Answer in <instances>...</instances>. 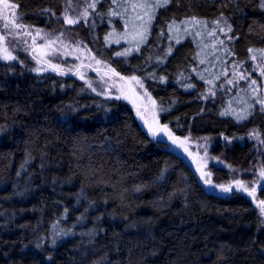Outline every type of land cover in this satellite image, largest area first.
Segmentation results:
<instances>
[{
    "label": "trees",
    "instance_id": "obj_1",
    "mask_svg": "<svg viewBox=\"0 0 264 264\" xmlns=\"http://www.w3.org/2000/svg\"><path fill=\"white\" fill-rule=\"evenodd\" d=\"M9 1L18 4L20 22L44 30L54 28L66 3ZM109 6L110 0H103L97 10L106 12ZM44 9L56 16L44 14ZM221 13L232 25L229 36L234 39L220 32L215 39L224 40L235 55L223 53L221 45L213 50L214 38L205 36V66L197 57L200 37L188 36L180 44L169 40L166 24L172 18L196 16L208 20L211 28ZM77 28L97 59L122 75L144 78L157 104L168 109L160 112V122L168 123L176 135L223 133L232 138L258 127L264 132L258 105L243 124L219 115L237 88L218 90L215 102L198 98L208 85L197 75L220 73L216 57L226 66L253 63L248 49L264 48L259 0H173L159 10L147 43L128 56L115 55L122 52L123 42L105 41L113 29L125 31L119 17L111 24L107 18L97 19L94 30L83 23ZM169 43L173 52L166 63L154 59L145 64L149 55L162 56ZM141 68L166 76L167 83L147 78ZM76 70L38 74L17 63H0V128L5 129L0 133V264H264L263 218L252 199L239 189L210 191L181 149L148 134L131 102L102 100ZM179 73L190 79H181ZM224 81H216L218 89ZM186 83L196 88L185 90ZM212 153L243 170L252 166L253 148L246 142L218 143ZM215 172L227 180L224 169ZM259 196L264 198V190ZM54 225L75 234L61 238L55 247L49 239L37 249L34 242L50 238ZM94 228L97 234L89 243L81 233ZM49 255L51 260L46 259Z\"/></svg>",
    "mask_w": 264,
    "mask_h": 264
},
{
    "label": "snow or ice",
    "instance_id": "obj_2",
    "mask_svg": "<svg viewBox=\"0 0 264 264\" xmlns=\"http://www.w3.org/2000/svg\"><path fill=\"white\" fill-rule=\"evenodd\" d=\"M173 0H110V6L106 12L98 11V6L103 3V0H83V3L79 6L73 5L72 0H66L63 11L61 12V17H57L58 20L62 18V22L66 25H83L88 26L90 30H94L97 26V19L101 22H104L105 18L108 19V23H112L113 17H119L123 22V28L125 31L116 32L115 29L108 33L105 36V41H109V38L115 43H120L121 40H126L130 45L129 48H125L122 52H116V56H128L131 51L135 50L139 52L141 47L145 45L148 41V38L151 35L152 25L156 20L157 14L160 9L167 8ZM178 3V0H177ZM259 7L264 11V0H259ZM18 4L9 3V0H0V20L4 21L3 29L7 30V33L0 32V59L5 61H15L18 59L17 56L13 55L12 50L7 46L8 36L16 39L19 37H31L32 43L28 46L32 52V59L36 61L39 67L32 69L37 73L42 71H47L51 69L54 72L59 73L60 75H67L68 71L71 69L65 70L59 63H53L51 59H48L50 55H56L61 50H63L64 55H72L73 52L69 51V47L75 49L76 52L82 51V41H77L74 45H67L64 43L63 37L64 32H60L54 38L50 33H44L42 39L46 41L44 44L38 45L36 43V37H40L42 29H36L35 35L32 31L29 30V26L20 22L19 17L16 15V9ZM237 8L239 5L237 4ZM44 14H50L51 16H56V12L52 9H44ZM91 19V23H89ZM213 27L209 28V21L206 19L198 18L196 16L185 17L180 21H177L175 18H172L167 22V32L169 35V40H174L176 44H180L183 38L188 36L200 37V40L197 42V47L199 51L197 52V57H199V63L205 64L207 62V53L205 49L209 47L208 44H204V37H213L211 43V48L216 49L217 45H221L222 52L228 56H233L235 53L225 45V41L221 39H215L217 36V31L223 33L229 40L234 39L232 36H229V33L233 32L232 25L229 23L228 19L221 13V15L211 21ZM160 36L164 35V31L161 30L159 33ZM238 39V37H235ZM25 43L27 41L25 40ZM59 44L60 47L57 48L55 45ZM86 48V46H84ZM27 51V49H25ZM89 55L87 59L94 62L95 71L100 74L101 79L104 80L105 84L108 85V91L98 92L97 95H109L112 88H116L118 95L114 98L125 99L132 103L133 107L136 109V115L143 120L144 124L147 126V132L152 138H156L161 134L166 136L169 141L176 147L183 149L185 153L189 156H192L197 162V170L200 172L204 182L206 184H211V180L208 177L211 176L210 172H206L204 169L207 167V156L208 151L207 147H204V155L200 156L199 153H193L190 151V141L191 134L186 136H178L169 127L168 123H161L159 114L160 112L167 111V108H164L162 105L157 104V100L154 99L148 89L145 87L144 78L135 74L132 75H122L114 67L109 64H106L105 61L97 59L94 54H91V49H87ZM173 52V47L171 43L167 49L164 50L162 56L157 55L155 58L149 55L145 59L146 65H151L153 60L159 63H166V57L170 56ZM250 54V60L253 62L252 71H258L260 77H264V48H254L250 47L248 49ZM214 54V53H213ZM77 59L81 57L76 56ZM216 60L219 61L221 66L220 73L209 72L208 76H205L203 73L197 72L200 80H203L207 83L208 88L206 92H200L199 97L207 101L209 97H216L218 90L230 91L231 88H226V86H231L232 88H237V94L226 102V105H222V110L219 112V115L222 117H231L238 124H243L250 117H252L257 111V105L259 106V112L264 114V83H258V80L252 78V72L244 68L243 61H233L231 64V78H228L217 88L216 81H219L221 77H228V71L226 67V62L222 57H216ZM23 63V61H20ZM83 62L76 66V74L80 76V79H84V75L79 71V68L84 67ZM87 67H93L92 63H89ZM140 71L146 72L147 78L152 80H158L161 83H167L166 76H157L155 71L147 72L146 68L139 69ZM196 71V69H193ZM181 79L188 80L190 77H185L183 73L178 74ZM106 78V79H105ZM245 81L246 86L240 87L239 82ZM88 87L92 88L93 92H96V89L92 87V83L88 82ZM182 87L185 90L194 89L196 85L193 83L183 84ZM174 103V102H173ZM236 105L235 107L233 105ZM75 111V109H73ZM110 111V109H108ZM204 110L201 109V112ZM5 131L4 128H0V133ZM223 140L227 143H231L229 136L223 135L221 133ZM249 139H254L258 142V145H264V138L259 129H252L248 133ZM207 145L209 137H202ZM232 139L244 140L242 136H234ZM200 147V145H197ZM218 159V158H217ZM260 179H264V165L260 167L259 177L257 181H253V184H257ZM235 186L237 189L247 193L256 204L258 209L259 218H264V199L257 198V188L256 186L249 187L248 184L243 180H234L229 184H219L216 187L220 188L222 192H231ZM139 190V189H137ZM88 209H85L87 212ZM67 213V209H65ZM83 215L78 218L82 220ZM99 219V218H97ZM59 221L57 222V225ZM260 224L264 225V219H260ZM75 233L72 229H64L58 226H53L52 234L49 237H38L34 242L37 249H43L44 243L50 239L52 247H55L63 237H68L74 235ZM97 234V229L89 230L86 233H81L82 236L89 237V243H92ZM25 247H27L25 245ZM221 259L223 257H220ZM46 259L51 260L52 257L49 255Z\"/></svg>",
    "mask_w": 264,
    "mask_h": 264
},
{
    "label": "rangeland",
    "instance_id": "obj_3",
    "mask_svg": "<svg viewBox=\"0 0 264 264\" xmlns=\"http://www.w3.org/2000/svg\"><path fill=\"white\" fill-rule=\"evenodd\" d=\"M9 3H11V2L9 1ZM82 3H83V0H72L73 5L79 6ZM16 15H18V14L16 13ZM3 24H4V21L0 20V32H4L6 34L7 30L3 29ZM77 26L78 25H73V26L66 25L62 22V19H60L56 22L53 29H51V30L42 29L43 31L41 33V36L36 37V43L38 45L46 43V41L44 39H42V36L44 35V33H50L51 36L54 38L60 32H64L63 40H64V43L67 45H74L77 41H82L83 42L82 51H80V52H76L74 48L69 47L68 50L73 52L72 55H64L63 50H61L56 55H54V56L50 55L47 58L51 59L53 63H59L65 70L71 69V71H68V72H74L76 70V66L80 65L83 62V64L85 66L79 68V71L84 75V79L83 80L81 79V80L85 84L86 88L91 93H93L95 95H97V93L101 92V91L107 92L108 91V85L105 84L104 80L101 79L100 74H98L95 71L96 66H95L94 62L87 59V57L89 55V53L87 51V49H89V41L87 42L85 35L80 33ZM212 27H213V25H212ZM36 29H39V28H32V29L29 28V30L32 31L33 35H35ZM217 32H219V31H217ZM221 34H223V33H221ZM25 40L27 41V43H25ZM121 42H123V44H124L123 50L125 48L130 47V45L128 44V42L126 40H121ZM6 43H7V46L10 48V50H12L13 55L17 56L18 59L15 61H5V60L0 59V63H17L20 66H22V68H24L26 70L28 69L29 71H32V69L40 66V65H37L36 61L32 59V52H31V49L28 47L32 43L31 37H22L21 36L20 38L14 39L11 36H8ZM21 43H23V44H21ZM84 46H86V48ZM55 47L59 48L60 45L57 44V45H55ZM25 49H27V51ZM134 52H136V51L133 50V51H131L130 54H132ZM91 54H94V53L91 51ZM78 55L81 57L80 59L76 58V56H78ZM20 61H23V63H20ZM89 63H92L93 67H91V68L87 67V65ZM231 64L226 66L227 71H228V77H225V80L228 78H231ZM202 65H205V64H202ZM205 66H208V65H205ZM245 66L246 65L244 64V68H246L252 72V78L254 77L255 79H257L258 83H264V77H260L258 71H252L253 63H251L249 66H246V67ZM32 72H35V71H32ZM47 72H54V71L49 69L47 71H42L38 74H45ZM35 73H37V72H35ZM54 73H57V72H54ZM77 77L80 78L79 75H77ZM89 81L92 83V87L96 89V92H93L92 88L88 87ZM243 82H245V81H240L239 84H241ZM226 88H232V87L226 86ZM118 94L119 93H118L117 89L112 88L110 96L109 95H97V96L99 98H102V100L103 99L107 100L110 98H114ZM255 129H257V128H255ZM249 132H250V130L243 135H236L237 137H239V136L244 137L245 139L242 141L230 138L231 143L225 142L223 140L222 136H219V137L202 136V137H209L210 138L207 145H205V141L203 139H201L202 137L191 136L190 151H192L193 153H199L200 156H203L204 155V147L205 146L207 147V151H208V156L206 158L207 159V167L204 170L206 172L211 173V176L208 177V179L211 180V184H206L204 182V178L201 177V179L203 180V182L206 184V186L208 187V189L210 191L222 192L220 190V188L216 187V185L229 184V183L233 182L234 180L239 179V180L245 181L249 187L256 186L257 198L258 199H264V198H261L259 196L260 191L264 190V179H260L258 181V183L255 185L253 184V181H257V178L259 177L260 167L262 165H264V145H258L257 141H255L254 139H249L248 138ZM261 134H262V132H261ZM262 138H264L263 134H262ZM245 142H246V144H250L253 148V154H252L253 161L251 163L252 166L249 169L243 170L238 166H233L232 164H230L229 162L224 160L222 157L216 156L212 153L213 147L215 145H217L218 143H221V144L226 143L227 145L231 146L233 143H245ZM198 144L200 145V147L197 146ZM170 148L176 149V148H174V146H171V145H170ZM179 149H176V150H179ZM181 150L182 151L180 153L184 154L186 156V158L189 159L190 162H192V160L194 161V167L197 169L196 160L192 156H189L187 153H185L183 151V149H181ZM218 168L224 169L227 172V174H228L227 180L223 179L222 177H219V175L215 172V170ZM199 174H200V172H199ZM233 189H237V188L235 186H233ZM241 192H243V191H241ZM225 193H229V192H225ZM243 194L250 197L245 192H243ZM254 205L256 207L255 202H254Z\"/></svg>",
    "mask_w": 264,
    "mask_h": 264
},
{
    "label": "water",
    "instance_id": "obj_4",
    "mask_svg": "<svg viewBox=\"0 0 264 264\" xmlns=\"http://www.w3.org/2000/svg\"><path fill=\"white\" fill-rule=\"evenodd\" d=\"M136 110V109H135ZM139 119H140V117H138ZM141 120V119H140ZM141 122L143 123V127L145 128V129H147V126L144 124V122H143V120H141ZM159 138H160V141L161 142H165L166 143V141H169L168 139H167V137L166 136H164V135H160L159 136ZM169 142H171V141H169ZM192 165H193V167H194V161L192 160Z\"/></svg>",
    "mask_w": 264,
    "mask_h": 264
},
{
    "label": "flooded vegetation",
    "instance_id": "obj_5",
    "mask_svg": "<svg viewBox=\"0 0 264 264\" xmlns=\"http://www.w3.org/2000/svg\"><path fill=\"white\" fill-rule=\"evenodd\" d=\"M257 129H259L261 132H262V134L264 133L263 131H262V129H260L259 127L257 128ZM264 135V134H263ZM170 145H173L171 142H168ZM173 146H175V145H173Z\"/></svg>",
    "mask_w": 264,
    "mask_h": 264
}]
</instances>
